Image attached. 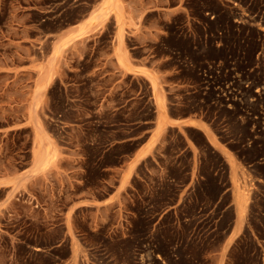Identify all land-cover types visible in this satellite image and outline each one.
I'll return each instance as SVG.
<instances>
[{"label":"rangeland","instance_id":"1","mask_svg":"<svg viewBox=\"0 0 264 264\" xmlns=\"http://www.w3.org/2000/svg\"><path fill=\"white\" fill-rule=\"evenodd\" d=\"M154 1L159 0H117V10H109L99 21V35L96 29L81 47L62 43L63 50L80 52L76 58H63L57 41L62 31L105 0H0L1 172L25 168L32 147L42 144L44 130L53 144L78 148L88 183L99 176L90 168L96 157L92 141L101 145L134 136L133 142L108 156L118 164L121 154H130L143 140L152 123L137 122L153 118L147 81L114 75V111L105 113L97 106L104 88L96 58L98 51L109 48L114 32L123 33L133 12L125 9L127 2L137 10ZM164 1L167 6L178 2L184 12L167 22L171 35L149 43L147 53L157 61L164 56L160 66H175L170 79L180 80L174 93L181 98L174 112L201 116L215 135V148L205 141L198 154L191 145L193 155L184 149L180 134L170 129L161 148L165 154L157 159L166 168L157 171L154 160H147L137 169L141 180L130 188L129 208L139 216L124 219V231L86 235L88 244H98L87 252L86 264H264V0ZM122 100L124 106L116 109ZM95 119L109 124L107 136L101 132L107 123ZM190 133L203 144L197 131ZM193 159L203 181L183 186ZM222 188L224 212L212 203ZM35 192L47 191L39 186ZM233 197L240 201L243 226L235 239L228 236ZM168 204L174 207L157 218ZM67 251L65 246L61 254Z\"/></svg>","mask_w":264,"mask_h":264},{"label":"crops","instance_id":"2","mask_svg":"<svg viewBox=\"0 0 264 264\" xmlns=\"http://www.w3.org/2000/svg\"><path fill=\"white\" fill-rule=\"evenodd\" d=\"M100 4L98 2L92 8V16L99 14L102 9ZM167 5L164 0L154 1L152 4L145 2L141 8L139 5L135 10L131 3L127 2L125 9L129 13L130 10L133 12L129 16V22L123 27V33L118 35L114 32L109 48L97 52L96 59L100 63L97 68L102 71L101 83L104 88L97 106L105 113L110 112L112 115L114 111V75H136L147 81L153 118L148 121L146 117H141L137 122L142 126L152 123L145 129V137L136 144L130 154H121L122 160L114 164L112 160L108 161V156L113 157V150L118 146L133 142L134 136L114 142H100L101 145L97 144V139L94 144V136H91L90 149L96 151V157L91 161L90 168L99 176L88 183L84 176L86 168L82 164V154L78 148L53 144V137L44 130L41 134L42 144L32 147L25 168L0 171V264H86L89 259L87 252L98 248L97 243L88 244L86 235L102 233L106 236L118 228L124 231L127 228L124 219L130 214L139 216L135 210L129 208L130 188L136 181L141 180L137 178V169L147 160H154L157 171L166 168L164 163L157 159L165 154L161 148L170 129H175L180 134L185 144L184 149L188 148L193 155L192 146H195L200 154L205 141L208 146L215 148V135L201 116L193 112H174L180 105L181 98L174 93L180 88V80L170 79L175 72V66H160L166 61L165 57L157 61L158 59L154 60L153 55L147 53L146 46L149 43L171 35L170 30L166 28L167 22H171L178 13L184 12L183 6L178 2ZM185 10L184 24L187 26V9ZM151 12L157 17L146 18V14ZM85 18L64 29L59 36L58 52L63 51V55H60L63 58H76L80 54L79 50L72 47L65 50L60 48L65 40L81 47L80 44L86 43V37L96 29L99 35L101 18L93 19L90 23ZM89 28L90 33L86 34ZM185 35L187 36V33ZM82 38L85 41H80ZM126 100L128 101V98ZM123 106L122 100L116 109ZM103 120L106 122L107 118L93 121ZM108 125L107 123L106 127L101 128L105 136ZM191 131L200 134L202 145L196 142ZM91 135H94V132H91ZM182 151L174 153L173 157H177ZM197 169L198 163L193 159L188 169L190 176L183 186L203 181V177L198 178ZM39 186L47 192H35V188ZM53 188L56 192H52ZM225 191L224 188L220 189L212 200L213 206H221V212L227 207L225 203L221 204ZM231 206L233 221L228 236L235 239L243 231L241 204L237 197H233ZM173 207V204L163 206L156 213L157 218ZM120 218L123 220L120 221ZM51 234L58 236L51 239ZM65 246L68 251L61 254Z\"/></svg>","mask_w":264,"mask_h":264},{"label":"bare ground","instance_id":"3","mask_svg":"<svg viewBox=\"0 0 264 264\" xmlns=\"http://www.w3.org/2000/svg\"><path fill=\"white\" fill-rule=\"evenodd\" d=\"M117 8H118L117 0H105L104 5L102 6V9L99 11V14L97 16H92V14H89L86 17L87 21L88 23H90V21L93 19L95 20L97 18H103L109 10H112V9L117 10Z\"/></svg>","mask_w":264,"mask_h":264}]
</instances>
